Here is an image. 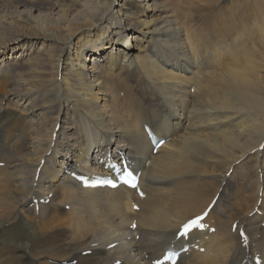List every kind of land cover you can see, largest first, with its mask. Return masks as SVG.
Listing matches in <instances>:
<instances>
[{
	"label": "bare ground",
	"instance_id": "1",
	"mask_svg": "<svg viewBox=\"0 0 264 264\" xmlns=\"http://www.w3.org/2000/svg\"><path fill=\"white\" fill-rule=\"evenodd\" d=\"M262 143L264 0H0V264H150L218 194L181 264H242L236 222L264 264ZM108 150L143 198L73 182Z\"/></svg>",
	"mask_w": 264,
	"mask_h": 264
},
{
	"label": "snow or ice",
	"instance_id": "2",
	"mask_svg": "<svg viewBox=\"0 0 264 264\" xmlns=\"http://www.w3.org/2000/svg\"><path fill=\"white\" fill-rule=\"evenodd\" d=\"M132 187H135V184L131 185ZM135 207V206H133ZM202 219V217H197L195 219H192L188 221L186 224L182 226V230L179 232L180 236H187L188 233L193 229V228H198L201 227L199 221ZM165 259H171V254L166 255ZM158 264H162V262H158Z\"/></svg>",
	"mask_w": 264,
	"mask_h": 264
}]
</instances>
